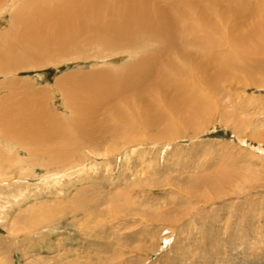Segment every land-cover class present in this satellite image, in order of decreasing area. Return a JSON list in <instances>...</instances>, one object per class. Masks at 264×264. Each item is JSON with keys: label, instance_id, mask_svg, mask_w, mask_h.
<instances>
[{"label": "rangeland", "instance_id": "374dc122", "mask_svg": "<svg viewBox=\"0 0 264 264\" xmlns=\"http://www.w3.org/2000/svg\"><path fill=\"white\" fill-rule=\"evenodd\" d=\"M24 1H0V37L14 43L9 51L0 46V109L21 121L37 114L44 127H70L74 140L66 161L55 162L45 151L62 131L33 143L35 155L33 145L11 148L0 135V264H264V77L246 70L261 61L264 0H160L179 48L157 51L139 100L117 93L126 86L121 73L138 58L127 49L98 53L80 35L27 57L26 38L19 46L10 36L11 11ZM201 28L217 41L229 31L257 34L234 44L231 56L222 45H195ZM202 53L205 61L226 53L230 60L222 73L217 58L202 71ZM97 76L109 87L89 88H99V98L88 122L76 125L84 98L81 91L70 96L69 83L88 88ZM156 78L189 85L203 98L200 114L186 123L188 110L178 111L150 83Z\"/></svg>", "mask_w": 264, "mask_h": 264}, {"label": "bare ground", "instance_id": "6f19581e", "mask_svg": "<svg viewBox=\"0 0 264 264\" xmlns=\"http://www.w3.org/2000/svg\"><path fill=\"white\" fill-rule=\"evenodd\" d=\"M149 1L150 0H25L24 2L18 3V5L15 8H13L14 10L11 11L10 16L13 18V23L15 26L13 29L11 28L12 30V32H10L11 33L10 36L12 37L11 42L14 41L17 44H19V46H21L23 45L21 40L25 37L26 42H28L27 44L31 45L29 46V49L26 48V52L24 53L27 57L29 54H31L33 50H36L35 48H38L42 45L47 46L46 44H51L52 46L53 42H55V44L57 45H63L66 41L69 40L72 41L75 39L76 41V37H79L80 35H82V37L84 35V40L86 41L85 42L81 39L82 42H85L90 46L92 44L93 45L92 48H94L95 52L98 53L100 52L103 53L105 50H117V49L119 50L121 48L127 49L128 50L127 53L137 54L138 58L137 60L133 61L132 64H129V67L125 69L126 71H123L121 73V76H123L122 82L126 86H124L125 89L124 87H122V89H119L117 93L119 94V91H121V93H130V95L135 96L133 97V100L134 98H137L136 100H139V98L143 99V96H141L142 98L139 97L140 95L137 94V92L139 90L141 91L142 86H145L146 84L145 82L149 81L148 80L149 75L154 74V68L158 63V59L160 60V57L162 56L159 54H161L162 52L164 53L165 51H169V50L171 51V47L173 48L175 47V49L177 50L179 48V46L175 43L176 35H175V31H173L174 29L172 26L174 23L173 21L167 19L168 16L167 17L165 16L169 8L167 9V11H165L164 10L165 7H163L164 5L161 6V2L159 3L160 0H154L152 4L149 3ZM221 8H223L224 12L232 11L230 9V6H228V4H225V6H222ZM105 11H106V15H108V20H102V15ZM236 11L237 12L239 11L238 14H243L240 9H236ZM263 14L261 15V45H259L261 46V61L254 62L253 64L254 66L246 65V70L250 73V75H254V73L258 71L259 74L261 73V76L264 77V15ZM203 19L205 21V17ZM236 20L238 19L236 18ZM201 30L204 32L200 35L197 34V39L194 41L195 45H199L200 46L199 48L201 49H205V48L208 49L210 46H215L216 44L220 46L222 45L227 47V52H230L231 56L233 55L231 51L232 49L231 47H233L234 44L237 45L238 43L243 42L244 40L253 39L255 37L254 35L257 34L255 33V31H251L249 34H246V36L244 35L245 37L242 36L239 37L236 35H235L236 37H234L232 36V32L229 31L226 33L224 32L225 36L219 38L222 41L221 40L217 41V37L214 36L211 31L208 30L206 31L203 30L202 28ZM207 32H211L208 34V37H207ZM141 35L145 36V38H139ZM181 39L185 41L186 37L181 36ZM3 40L0 37V44H1L0 46L1 47L6 46L4 49L0 47L1 48L0 59H3L4 58L3 54H5L2 51V49L7 50V48H10V46L14 44L11 43L10 46L9 44L5 45V42H3ZM78 40L80 39L77 38V42L79 43L80 41ZM251 47L252 46H250V48ZM23 49H24L23 51H25V48ZM158 50H159V54L158 56H156ZM206 52L209 53L208 51ZM34 53L35 51H33V54ZM205 53H202L200 55V61L198 62L199 66L198 65L197 66L200 69L203 68L202 71H204L205 67L211 68L209 64L215 65L217 58L219 62H217V66H215L217 67L215 72L217 74L222 73L221 72L222 69H224L225 66H227L230 60L229 54L228 53L223 55L221 54L222 55L220 56L221 58L216 57V55L215 56L209 55V58L205 61L204 55L207 54ZM8 57L9 55L5 56V60L7 62L9 61ZM17 60L19 59L17 58ZM26 60H28V58ZM202 71L201 73H205ZM98 77L100 79L101 76L95 77L93 81L95 83H93L90 87L88 86V88L86 87L84 82L83 83L76 82L73 84L69 83L70 85L69 87L72 89V92H70L69 95L75 96L76 94H79L78 91H81L82 93H80L81 94L80 99L82 100L84 98V103L81 105L78 104L79 109L76 107L78 109L77 110L78 114H76L75 117L76 121L74 122L76 123V125L83 126L84 124H86V122H88V120L86 119L87 118L86 114L87 112L94 111V108H92V106L96 104H94L93 100L96 99V97L99 98L98 95L99 91L97 90L99 88L95 89V91L93 90L90 91L89 88L98 86L97 84H99V82H101L99 86L105 84L106 87H109L107 82L105 80H102L103 76L100 79L101 81L100 80L98 81ZM159 79L157 80L156 78L154 83L153 82L150 83L156 88H158L159 91L160 90L165 91L163 93L167 94L166 97L168 99L170 98L169 99L170 101H174L176 103L175 106L178 109V111H180V109L188 110L187 112L188 115L186 112H185L186 116L184 115L186 118V123L190 122L191 120L194 119V117H197L200 114V110H201L200 107L202 104L201 99L203 98L197 96L196 92H193L194 90L193 91L188 90V87H190L189 85L187 87V85L184 86L180 84L171 87L170 84L167 85V83L169 82L167 78H163L160 80ZM163 86H165V88ZM84 91L86 93H84ZM85 96L90 98L89 103L86 102ZM172 104L173 102L171 103V105ZM5 109H0V124L2 123V126H0L1 127L0 132L2 133L0 135L3 134L4 136L3 137L4 139L3 138H2L3 140L1 139L2 142L4 141V143L7 144V146H12L13 144V146L16 147L17 145H23L24 143L22 142L24 141L25 144H30L31 146L33 145L35 149L31 148L30 153L32 155L33 154L35 155L38 147L34 146L33 143H37L40 140L41 141L47 140L52 136V134H54V132L58 131L59 134V132L62 131L63 134H59L60 138L62 139L58 143L53 145L51 148L46 149L45 154H47L48 157L49 156L52 157L53 159L52 161L55 162H61L65 160V158L69 154V151L67 149V145H68L67 142L69 143L72 142V139L74 140L72 135L68 133L70 132L69 130H71L70 127L62 128L60 130H57L56 127L55 129H52L53 127L50 126L44 127L45 125L41 124L40 120L37 118L36 116L37 114L32 115L33 113L29 114L27 117L26 115L25 116L23 115L24 117H26L25 119H27V121H30L28 125L24 126L23 125V123L25 122L24 117L22 121L20 117H17L18 114H15L16 117L11 118L12 116L10 114L13 113V111L10 113V111ZM20 110L21 109H19V111ZM117 113L119 115V112ZM11 119H14L16 124H14V122H12ZM85 132L83 130V134H85ZM13 146L11 148H13ZM258 149L264 152V146L262 143H261V147H258Z\"/></svg>", "mask_w": 264, "mask_h": 264}]
</instances>
